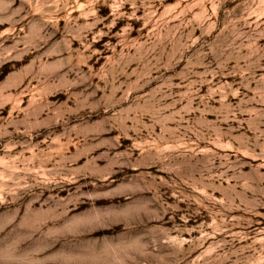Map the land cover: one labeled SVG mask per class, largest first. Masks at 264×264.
<instances>
[{
	"label": "rangeland",
	"instance_id": "374dc122",
	"mask_svg": "<svg viewBox=\"0 0 264 264\" xmlns=\"http://www.w3.org/2000/svg\"><path fill=\"white\" fill-rule=\"evenodd\" d=\"M0 264H264V0H0Z\"/></svg>",
	"mask_w": 264,
	"mask_h": 264
}]
</instances>
